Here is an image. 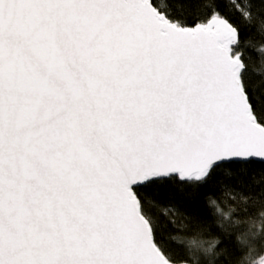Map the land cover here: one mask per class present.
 Instances as JSON below:
<instances>
[{
    "label": "snow or ice",
    "instance_id": "snow-or-ice-1",
    "mask_svg": "<svg viewBox=\"0 0 264 264\" xmlns=\"http://www.w3.org/2000/svg\"><path fill=\"white\" fill-rule=\"evenodd\" d=\"M249 33L264 0H0V264H190L161 218L200 196L219 237L173 231L202 264H264L248 205L209 195L264 220L232 183L264 169Z\"/></svg>",
    "mask_w": 264,
    "mask_h": 264
},
{
    "label": "trees",
    "instance_id": "trees-1",
    "mask_svg": "<svg viewBox=\"0 0 264 264\" xmlns=\"http://www.w3.org/2000/svg\"><path fill=\"white\" fill-rule=\"evenodd\" d=\"M249 40L247 41L246 47L248 49L246 55L248 56V65L250 70L255 71L256 75L253 77V83L257 86V90L259 91L261 86H264V80L260 79V76L264 74V40H262L255 33H249ZM232 183L234 186L241 191L249 192L254 197H258L261 190H264V169L257 166L252 168L246 175L236 177ZM213 199H217V203L221 205V209L224 208V204L222 200H227L228 204H230L233 208L240 211L244 204L248 205L247 210L252 213L251 217H244L242 223L248 226V220L254 219L256 221L254 231L257 233L264 231V220L259 217V209L260 202L257 200L253 203L252 200H246L243 204L238 203L240 201L239 195L221 193L219 191H213L209 193ZM180 211L179 214L168 211L166 214L169 219H172V224L168 223L167 219L161 218V231L165 238V240H170L173 237L181 236L182 239L176 240L174 243L170 245L171 250L175 253L178 259L187 255L190 257V264H202V260L205 258V254L200 251H196L195 249H189L186 243L188 236L184 235L183 230L180 233L173 231V225L179 227L181 223L188 225L189 229L192 232H195L199 227L207 225L205 228L204 234L202 238L205 241H211L213 237H219V233L217 232V228L215 225L209 223L212 216V207L210 206L204 196H200L198 199L189 201L183 205H178ZM219 215V213H216ZM232 219L239 220V216H234ZM190 235V234H189ZM182 244L183 247H177V245ZM208 245L206 244L205 247ZM228 252H235L231 246H227ZM235 255H239V253H235ZM194 257V258H192ZM220 261V264H226V261L217 254L215 257ZM229 259L232 257L229 256ZM207 259H212L210 254L207 255ZM253 259H258V257L250 258L249 264H252Z\"/></svg>",
    "mask_w": 264,
    "mask_h": 264
}]
</instances>
